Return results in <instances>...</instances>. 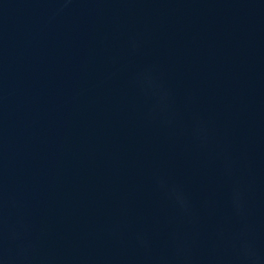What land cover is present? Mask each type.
<instances>
[{"label":"water","instance_id":"1","mask_svg":"<svg viewBox=\"0 0 264 264\" xmlns=\"http://www.w3.org/2000/svg\"><path fill=\"white\" fill-rule=\"evenodd\" d=\"M0 264H264V0H0Z\"/></svg>","mask_w":264,"mask_h":264}]
</instances>
